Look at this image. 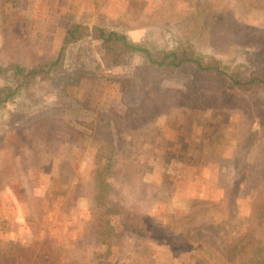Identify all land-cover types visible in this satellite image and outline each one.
I'll return each instance as SVG.
<instances>
[{
    "label": "rangeland",
    "instance_id": "374dc122",
    "mask_svg": "<svg viewBox=\"0 0 264 264\" xmlns=\"http://www.w3.org/2000/svg\"><path fill=\"white\" fill-rule=\"evenodd\" d=\"M192 1L0 0V43L3 36L19 42L0 49V65L11 58L25 65L49 61L72 22L170 47L173 35H190L187 28L198 21L190 15ZM208 2L228 5L238 25L218 30L217 53L196 50L246 74L262 67L264 0ZM141 62L132 54L106 64L101 41L90 34L68 44L48 76L0 105V264H264V129L249 157V185L231 203L229 159L246 132L245 114L225 101L195 105L178 94L145 124H130L132 108L156 93H172L161 98L171 102L170 90L189 86L201 97L218 90L187 66L142 88L131 77ZM103 116L112 143L97 131ZM102 173L107 209L88 199ZM97 228L110 231L105 240L120 242L108 247Z\"/></svg>",
    "mask_w": 264,
    "mask_h": 264
},
{
    "label": "trees",
    "instance_id": "16d2710c",
    "mask_svg": "<svg viewBox=\"0 0 264 264\" xmlns=\"http://www.w3.org/2000/svg\"><path fill=\"white\" fill-rule=\"evenodd\" d=\"M192 4L194 8L196 7V10L195 12L191 11L190 15L198 21L191 28H187L188 32L191 31L190 35L187 33L184 35V32L180 35H173V43L166 48L149 46L143 42H134L124 32L109 29L99 24H94L90 28L87 24L72 22L65 28L61 45L49 61L45 63L34 61V65H25L20 63V60L11 58L6 65H0V77L4 79V85L0 86V105L12 99L14 94L21 88L29 86L36 77L48 76L53 68L61 63L66 46L90 34L101 41L104 59H106L108 65L122 64L132 54L142 58V62L135 66L131 76L133 82L142 88L153 81L159 83L165 77L187 66L193 69L196 75L213 83L218 90L212 95L211 93H205L202 97L199 94L203 91L196 92L195 89L189 86L181 91L170 90L173 94L176 93L171 102L161 101V98L167 97L166 100H169L171 98L169 95L172 93L168 91L156 93L151 97L152 101L138 104L140 108H132L135 118L128 122L130 124L135 122L140 126L145 124L150 118L162 112L166 106H171V103L176 101L178 94L182 95L184 99L195 103V105L211 104L214 107H220L225 101L228 105H231L228 108L237 109L241 111V114H245L247 118L246 132L239 140L229 159V168L232 170L234 177L231 178L228 184L227 198L228 201L233 203L240 192L244 191L249 185V157L256 146L259 131L264 129V108L261 107L264 105V65L246 74L240 70L238 71L237 68L231 67L228 60L222 61L220 57H216L214 54L204 55L197 51L196 46H207L213 47L212 53H217L216 51L220 45L214 43L219 42L217 39L218 30L221 28L223 31L232 29L236 31L238 24L236 20L232 19V10L227 7L228 5L220 9V7L213 6L208 0H194ZM198 16L201 18L198 19ZM3 38L1 39L0 49L4 50L7 46L8 48H17L18 41L14 42L4 36ZM229 41L232 42L233 39ZM219 89H225L224 93H229L227 99H224V93H220ZM184 105L192 108L189 104ZM105 117H102L104 119L103 123L96 124V128L104 142L108 144L113 142V134L110 132V119ZM113 150L115 151L114 148H111L109 152L104 154L105 158L110 159V163H107L103 168L105 174H109V171H111ZM104 152L102 150L101 154ZM92 183L93 191L90 198H88L89 203L97 202L98 206L100 205L99 208H106V202H111L108 198L110 193L108 180L103 177L102 173L94 176ZM253 186L257 187V185ZM110 188L112 189V187ZM98 218L100 217L98 216ZM100 229L97 228V237L108 247H111L109 245L116 247L120 241L115 240V243H111V241L105 240L104 233H110V231L105 228L100 232ZM182 237L185 242V236ZM241 248L246 250L245 245L241 244Z\"/></svg>",
    "mask_w": 264,
    "mask_h": 264
},
{
    "label": "crops",
    "instance_id": "0c3cea01",
    "mask_svg": "<svg viewBox=\"0 0 264 264\" xmlns=\"http://www.w3.org/2000/svg\"><path fill=\"white\" fill-rule=\"evenodd\" d=\"M36 195H38L39 194V192L38 193H35ZM39 196V195H38ZM43 196V195H42ZM41 197V196H40ZM32 198V197H31ZM39 198V197H38ZM23 219H26V217H21V216H18L15 220L16 221H21V220H23Z\"/></svg>",
    "mask_w": 264,
    "mask_h": 264
}]
</instances>
